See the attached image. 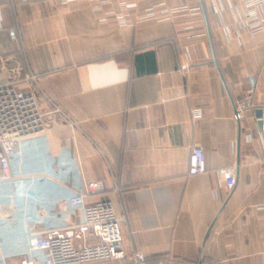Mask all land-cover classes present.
Masks as SVG:
<instances>
[{
  "label": "crops",
  "instance_id": "obj_1",
  "mask_svg": "<svg viewBox=\"0 0 264 264\" xmlns=\"http://www.w3.org/2000/svg\"><path fill=\"white\" fill-rule=\"evenodd\" d=\"M137 2L121 26L93 0H0V85L33 90L45 114L0 182V264L79 223L66 200L94 180L105 187L86 203L108 199L122 218L124 264L139 252L142 264H264V31L239 28L240 0ZM161 2L200 11L140 19ZM196 145L207 170L190 175Z\"/></svg>",
  "mask_w": 264,
  "mask_h": 264
},
{
  "label": "built area",
  "instance_id": "obj_2",
  "mask_svg": "<svg viewBox=\"0 0 264 264\" xmlns=\"http://www.w3.org/2000/svg\"><path fill=\"white\" fill-rule=\"evenodd\" d=\"M59 1L66 4L75 0ZM240 1L244 7V15L237 22L239 28L253 34L263 32L264 0ZM113 2L114 0H93L94 10L104 12L105 16L100 20L106 21L111 16L121 26L131 25L130 11L139 8L137 0H118L115 8L104 11L107 6H112ZM189 10L199 12L200 7L191 9L187 5L168 7L161 2L145 7L140 19L162 21ZM10 36L15 38L13 30L10 31ZM32 78L36 79L34 76ZM30 87L33 85L30 84ZM257 88L258 83L253 82L249 93H253ZM246 107V102L239 105L234 115L236 120L243 117ZM56 111L64 114L59 107H56ZM193 115L199 118L201 110L195 109ZM44 116L33 90L27 91L15 83L0 85V182L13 178L11 158L18 151L23 139L44 130ZM206 170L204 150L200 145H196L189 158V174L197 175ZM219 174L228 187L232 188L236 184L235 171L232 167L221 168ZM104 187L102 180H94L71 195L66 203L72 209L82 210V220L79 223L33 234L29 250L41 252L42 257L32 256L24 261L25 264H79L103 259L121 263L126 256L121 229L122 218L108 199L86 203L88 194L101 192ZM144 259V255L139 252L134 263L142 264Z\"/></svg>",
  "mask_w": 264,
  "mask_h": 264
},
{
  "label": "rangeland",
  "instance_id": "obj_3",
  "mask_svg": "<svg viewBox=\"0 0 264 264\" xmlns=\"http://www.w3.org/2000/svg\"><path fill=\"white\" fill-rule=\"evenodd\" d=\"M41 253L40 252H30L29 251V257H27L28 259L31 258L32 256H40ZM126 259V256L125 258ZM123 263H119V262H116V261H111V260H106V259H103V260H99V261H94V262H84V263H79V264H97V263H106V264H124L125 260L122 261ZM126 264V263H125Z\"/></svg>",
  "mask_w": 264,
  "mask_h": 264
},
{
  "label": "water",
  "instance_id": "obj_4",
  "mask_svg": "<svg viewBox=\"0 0 264 264\" xmlns=\"http://www.w3.org/2000/svg\"><path fill=\"white\" fill-rule=\"evenodd\" d=\"M261 115H262V110H259V111L257 112V116H258V117H261Z\"/></svg>",
  "mask_w": 264,
  "mask_h": 264
}]
</instances>
